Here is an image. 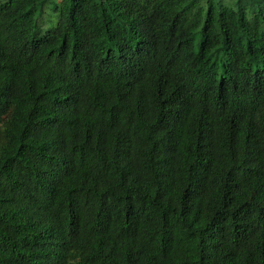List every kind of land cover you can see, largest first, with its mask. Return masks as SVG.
I'll return each instance as SVG.
<instances>
[{
  "label": "trees",
  "instance_id": "obj_1",
  "mask_svg": "<svg viewBox=\"0 0 264 264\" xmlns=\"http://www.w3.org/2000/svg\"><path fill=\"white\" fill-rule=\"evenodd\" d=\"M0 264H264V0H0Z\"/></svg>",
  "mask_w": 264,
  "mask_h": 264
},
{
  "label": "rangeland",
  "instance_id": "obj_2",
  "mask_svg": "<svg viewBox=\"0 0 264 264\" xmlns=\"http://www.w3.org/2000/svg\"><path fill=\"white\" fill-rule=\"evenodd\" d=\"M59 1H47L41 8V12H37L34 17V24L31 36H39L43 33L44 29L51 27L55 24L59 8L54 10V5L58 6Z\"/></svg>",
  "mask_w": 264,
  "mask_h": 264
}]
</instances>
